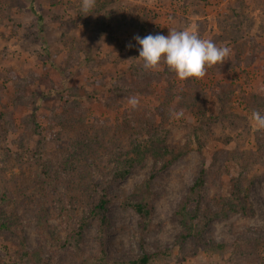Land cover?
I'll list each match as a JSON object with an SVG mask.
<instances>
[{"label": "rangeland", "instance_id": "rangeland-1", "mask_svg": "<svg viewBox=\"0 0 264 264\" xmlns=\"http://www.w3.org/2000/svg\"><path fill=\"white\" fill-rule=\"evenodd\" d=\"M81 4L0 0V264H95L97 222L80 251L64 241L88 211L93 181L144 148L165 158L144 159L113 185L109 260L142 254L141 219L124 205L129 197H154L146 248L173 244L183 231L175 210L203 164L212 170L210 194L235 204L206 237L229 245L251 238L264 259V163L249 162L263 139L251 117L264 115V0H96L87 16ZM187 27L231 48L223 65L183 82L164 65L157 78L143 69L136 36ZM239 176L247 177L248 195L237 193ZM178 252L155 264H230L228 253L194 245Z\"/></svg>", "mask_w": 264, "mask_h": 264}, {"label": "trees", "instance_id": "trees-1", "mask_svg": "<svg viewBox=\"0 0 264 264\" xmlns=\"http://www.w3.org/2000/svg\"><path fill=\"white\" fill-rule=\"evenodd\" d=\"M232 15L235 11L231 10ZM38 20L43 21V16L38 12ZM264 50V48H263ZM144 74L140 71V75ZM154 77H159V71H155ZM158 75V76H157ZM158 80V79H156ZM119 92V91H118ZM264 104V98H260ZM171 104V100H166ZM145 127V125H144ZM263 139L259 147V154L253 153L249 162L258 160L264 163V130ZM188 151H184L186 154ZM181 154L179 157L183 156ZM175 156L164 161L161 170L168 168L177 158ZM151 157L156 162L158 159H164L165 156L160 150L155 148H144L138 151L136 157H131L122 165L117 167L105 181H93L90 194L88 211L85 217L80 221L78 227L71 234V238L64 241V246L73 251H80V242L84 239L85 231L93 222H97V240L99 242V254L93 258L95 264H155L158 260L170 261L175 256L174 247L179 251V255L189 254L192 246H196L205 252H212L218 255L228 253L230 255V264H264V259L258 254L255 243L250 246L251 238L240 236L231 245L225 242L211 241L206 234L213 221L217 219H227L234 212L235 204L224 199L213 197L207 187L208 180L212 170L206 164H203L197 179L187 189L182 196L176 210L175 216L183 226V231L179 233L172 245L158 247L154 251L146 248V238L150 233V227L155 214L154 197L152 194L145 196L142 200L127 198L124 205L132 208L141 219L140 245L142 254L136 258L124 260H109L105 236L109 229L111 218L110 209L119 199V193L113 189L116 182L125 180L131 173L134 166L140 164L144 159ZM240 161V160H237ZM242 162V161H241ZM249 167L247 164L243 165ZM219 167H215L216 172ZM247 177H237L235 180L237 193L249 194L250 187L246 186ZM244 202V201H243ZM242 202V203H243ZM243 211L245 216H250L251 211L247 210L244 205Z\"/></svg>", "mask_w": 264, "mask_h": 264}, {"label": "clouds", "instance_id": "clouds-1", "mask_svg": "<svg viewBox=\"0 0 264 264\" xmlns=\"http://www.w3.org/2000/svg\"><path fill=\"white\" fill-rule=\"evenodd\" d=\"M96 0H82L81 11L87 14L95 7ZM140 45L137 61L142 62V67L147 71H157L162 65L175 74L179 81L189 79H203L207 69L223 65L231 53L228 46H218L211 39L201 38L192 27L183 30L169 29V35L149 34L143 38L135 37ZM129 48L132 45H128ZM128 103L133 108L137 107L139 100L129 97ZM182 112H174V118H180ZM253 125L259 130H264V115L254 111L251 117Z\"/></svg>", "mask_w": 264, "mask_h": 264}]
</instances>
